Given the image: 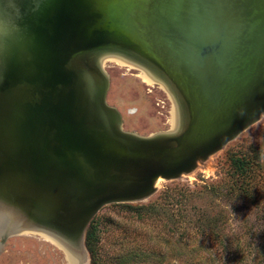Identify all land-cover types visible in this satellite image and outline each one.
I'll use <instances>...</instances> for the list:
<instances>
[{"label": "water", "instance_id": "obj_1", "mask_svg": "<svg viewBox=\"0 0 264 264\" xmlns=\"http://www.w3.org/2000/svg\"><path fill=\"white\" fill-rule=\"evenodd\" d=\"M30 30L33 47L0 81V246L42 230L89 263L98 208L145 199L264 112V0H52ZM96 51L157 76L178 130L124 131L103 68L82 65Z\"/></svg>", "mask_w": 264, "mask_h": 264}, {"label": "rangeland", "instance_id": "obj_2", "mask_svg": "<svg viewBox=\"0 0 264 264\" xmlns=\"http://www.w3.org/2000/svg\"><path fill=\"white\" fill-rule=\"evenodd\" d=\"M101 67L108 79L104 101L118 111L124 131L145 136L170 128L172 102L159 86L115 63ZM13 90L12 83L3 95L11 98ZM241 153L249 162L243 173L229 160ZM119 204L151 209L136 214ZM203 212L213 216L214 231L194 224ZM92 217L98 221L93 254L104 264H117L120 256L125 264H264V250L258 252L264 240V115L186 175L159 180L143 200L104 204ZM66 263L62 251L38 234L10 235L0 246V264Z\"/></svg>", "mask_w": 264, "mask_h": 264}, {"label": "clouds", "instance_id": "obj_3", "mask_svg": "<svg viewBox=\"0 0 264 264\" xmlns=\"http://www.w3.org/2000/svg\"><path fill=\"white\" fill-rule=\"evenodd\" d=\"M51 2L0 0V80L4 79L11 64L33 47L30 21L38 19Z\"/></svg>", "mask_w": 264, "mask_h": 264}, {"label": "bare ground", "instance_id": "obj_4", "mask_svg": "<svg viewBox=\"0 0 264 264\" xmlns=\"http://www.w3.org/2000/svg\"><path fill=\"white\" fill-rule=\"evenodd\" d=\"M91 53L84 58V60L82 61L83 63L81 62L84 67H87L97 72V67L99 69L100 65L102 66L104 62H109L126 67L128 69L136 70L138 72V77H140L143 82H145L148 85L159 86L166 93V95L169 96L172 102L171 115L168 122L170 128L166 131L150 133L148 136H153L155 134L160 135L162 133L175 132L176 130H178V128L180 127V120H181L179 108L173 98V93L165 86V84L160 79H158L157 76L155 77L149 69L143 67L142 65L131 59H128L127 57L121 55L120 53H115L110 51H96L92 54ZM9 83H11V74L7 77V80L3 82V84H8V85ZM259 115H264V112L260 113ZM24 233L38 234L42 236L46 241L52 243L54 246L60 249L62 253L65 255L67 262L66 264H86V262L84 263L83 260L81 261L79 255L77 256L76 251L70 249V248H74L73 246H71V244L73 243L69 244L63 240L65 243L61 244L60 242L56 241L53 238V236L45 233V231L42 230L24 231V232H20L19 234H24Z\"/></svg>", "mask_w": 264, "mask_h": 264}, {"label": "trees", "instance_id": "obj_5", "mask_svg": "<svg viewBox=\"0 0 264 264\" xmlns=\"http://www.w3.org/2000/svg\"><path fill=\"white\" fill-rule=\"evenodd\" d=\"M243 154V153H241ZM230 163L231 165L234 167L235 170H237V172L239 171L240 173H243L244 170H246L247 168H249V162H247V160H245V156L244 154L243 155H240V156H236L235 154L234 155H230ZM234 183V182H233ZM236 184V183H234ZM213 190V189H212ZM237 190V189H235ZM215 191V190H213ZM231 190H228L225 195L227 194H231L230 193ZM221 192L219 190V193H218V196H220ZM236 195V194H235ZM237 196V195H236ZM241 196V195H240ZM167 201V198L165 199V202ZM119 206L122 208V209H125L127 211H132L136 214H140V212H143L146 210V212L148 211V209H151V206L150 204H145V205H140V206H131V205H128V204H119ZM202 215H203V220H200V218H202ZM200 214L197 215L198 217L195 218V222L194 224L195 225H203L204 224V230L205 229H208L210 232L214 231V226H215V221L213 219V216L210 215H206L205 212H203V214ZM90 223L85 231V236H84V248L87 252V256H88V259H89V264H104L103 262H100L98 259L95 258L94 256V248L93 246L95 245V242H96V237H97V232H98V221L97 220H94V218L92 217L90 219ZM197 229H199L197 227ZM264 240H262V243H259V247H260V250H258V252H260L259 254L263 256V246H264ZM227 247V246H226ZM118 261H117V264H125L124 263V259L120 256L118 257Z\"/></svg>", "mask_w": 264, "mask_h": 264}]
</instances>
